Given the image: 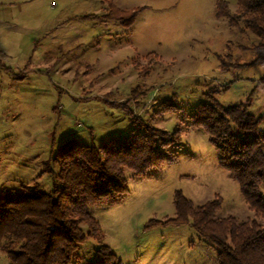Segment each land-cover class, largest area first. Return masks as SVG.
Instances as JSON below:
<instances>
[{"label":"rangeland","instance_id":"rangeland-1","mask_svg":"<svg viewBox=\"0 0 264 264\" xmlns=\"http://www.w3.org/2000/svg\"><path fill=\"white\" fill-rule=\"evenodd\" d=\"M217 1L0 0V192L34 183L49 192L58 168L44 167L60 145L126 138L137 132L132 116L180 131L175 162L139 178L125 171L120 202L88 207L102 237L88 236L74 264H88L99 245L122 264H217V248L190 225L161 224L175 216L176 192L193 206L218 196V218L254 219L189 119L210 89L222 106L264 114V66L252 64L259 39L216 16ZM225 1L234 11L236 0ZM164 101L171 110L153 115Z\"/></svg>","mask_w":264,"mask_h":264},{"label":"trees","instance_id":"trees-1","mask_svg":"<svg viewBox=\"0 0 264 264\" xmlns=\"http://www.w3.org/2000/svg\"><path fill=\"white\" fill-rule=\"evenodd\" d=\"M215 14L230 27L249 31L259 39L252 64L264 66V0H236L234 11L225 0H218ZM212 94L210 89L191 112V127L206 132L219 166L237 182L254 219L218 218V196L193 206L176 192L175 216L161 224L190 225L217 248V264H264V228L257 221L264 218V129L260 127L264 114L255 116L242 103L222 106ZM172 107L164 101L151 111L157 116ZM131 123L137 132L106 140L98 147L74 140L60 145L44 167L49 174L53 173L51 165L58 168L49 192H40L37 183L32 188L22 185L18 193L0 192V254L6 264H74L88 236L97 241L102 237L88 207L120 202L127 192L125 171L139 178L152 168L176 161L175 150L181 146L179 129L173 133L157 130L136 116ZM88 264L122 262L109 247L99 245Z\"/></svg>","mask_w":264,"mask_h":264},{"label":"crops","instance_id":"crops-1","mask_svg":"<svg viewBox=\"0 0 264 264\" xmlns=\"http://www.w3.org/2000/svg\"><path fill=\"white\" fill-rule=\"evenodd\" d=\"M153 103H155V102H153ZM157 103V102H156Z\"/></svg>","mask_w":264,"mask_h":264}]
</instances>
